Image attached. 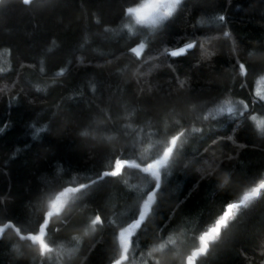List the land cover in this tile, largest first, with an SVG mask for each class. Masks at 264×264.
Here are the masks:
<instances>
[{
  "label": "trees",
  "instance_id": "16d2710c",
  "mask_svg": "<svg viewBox=\"0 0 264 264\" xmlns=\"http://www.w3.org/2000/svg\"><path fill=\"white\" fill-rule=\"evenodd\" d=\"M141 1L0 0V228L14 225L0 233V264H113L120 249L107 221L126 219L149 188L156 196L130 259L188 264L226 203L264 180V102L254 95L264 0H182L154 29L126 13ZM189 42L185 54H167ZM226 105L244 116L216 111ZM180 131L157 189L133 165L146 167ZM113 157L125 160L118 176L50 208L64 187L114 170ZM49 211L52 251L41 255L27 237ZM97 214L103 227L91 224ZM192 264H264V189Z\"/></svg>",
  "mask_w": 264,
  "mask_h": 264
},
{
  "label": "snow or ice",
  "instance_id": "6c2138e0",
  "mask_svg": "<svg viewBox=\"0 0 264 264\" xmlns=\"http://www.w3.org/2000/svg\"><path fill=\"white\" fill-rule=\"evenodd\" d=\"M138 0H131L132 4L137 3ZM32 3V0H23V4L29 5ZM182 0H146L145 3L140 4L138 7L136 6H128L126 8V13L129 17H134L135 22L138 25H146L150 28H156L161 24L166 18L172 16L173 12L177 9L179 5H181ZM224 15H219L218 19L223 21ZM224 37H228L229 33L224 32ZM195 45L192 42L186 44V47H179L178 51H171L167 54L172 57H179L186 53L187 50H190ZM144 45L141 44L140 48H143ZM140 48H133L132 51L136 53L137 56L140 55ZM167 52V49H165ZM239 68L238 71L241 75H246L248 69L245 67L244 63H240L237 61ZM181 86H183L181 84ZM243 86V85H242ZM264 99V96L260 97ZM243 103V101H240ZM248 105H244V109H248ZM219 114L224 112L228 113H237L240 116H244V111L238 110L233 106H223L216 110ZM212 114V113H209ZM207 119V117H204ZM253 121H257V116L252 115L251 112L248 113V117ZM262 131H264V120H260L257 124ZM45 131L43 128H37L36 133L33 134V139H37V134ZM193 131H200V129L195 128ZM184 135L183 131H180L176 135H172L171 139L168 141V146L163 149L162 155H158L151 163H148L146 167H142L139 164H134L133 167L139 169L143 173H150L152 176L156 178L157 183L153 186L155 188H159V178L160 167L167 166L169 164L170 158L173 154L174 149L177 146V141L180 140V137ZM115 160L114 170L112 171H103L98 173L95 177H89L87 183H81L78 187H64L62 191L59 192L58 195L51 201L50 208L54 210H58V205L62 206L63 198L66 197L69 193H80L81 196L77 197L78 199L89 196L92 185L101 186L100 182L104 181L105 177H115L118 176L121 172V169L124 167L125 160L119 157H113ZM228 177L225 178V183H227ZM264 189V180L255 186L252 187L249 191L245 192L237 202H227L226 205L222 208L221 213L214 219V221L210 224V226L206 227L202 233L198 236L199 248L196 252L193 253V257L197 254H206L209 251L210 244L215 243L220 237L222 230L228 229L231 221L236 218V213L242 208L246 207L248 202L253 198L260 195L261 190ZM156 193L149 188L148 191L144 192L141 199L142 204L138 206L134 211L127 210L125 212L126 219H122L121 221H107L109 226L114 225V238L118 243L119 258L113 261V264H124L125 261H128L129 264H133V261L130 259L129 250L132 248L133 241L132 237L137 234L138 229H142V225H145L146 217L151 209L152 203ZM146 197V199H144ZM130 213V214H129ZM53 212L49 211L45 218H42V222L38 224V235H30L27 237L28 240L33 243H39L41 255L45 253L51 252L52 248L48 243H45L43 237L45 236V230L48 227L49 220L48 218L52 217ZM92 225H101L102 227L105 225V220L101 219V216L97 214L95 218L91 221ZM14 225L11 223L5 224L3 228H0V233L4 232V228H13ZM58 230V229H57ZM16 234L20 236L21 239H25L23 235H21L20 227H15ZM144 231H146V225L144 227ZM140 235H143V231ZM140 235L137 236L136 244L138 246ZM160 248H163V244L160 245ZM154 251L157 249L154 248ZM135 255V250L133 249V256ZM193 257L188 258V264H192Z\"/></svg>",
  "mask_w": 264,
  "mask_h": 264
},
{
  "label": "rangeland",
  "instance_id": "374dc122",
  "mask_svg": "<svg viewBox=\"0 0 264 264\" xmlns=\"http://www.w3.org/2000/svg\"><path fill=\"white\" fill-rule=\"evenodd\" d=\"M145 2H146V0H142L139 4L136 5V7H138L140 4H143V3H145ZM130 19L132 20L133 23L136 24V22H135V18H134V17H130ZM137 25H138V24H137ZM141 26L148 27V26H146V25H141ZM254 95H255V97H256L258 100L264 102V99H261V98H260L261 96H264V76L258 78V79L255 81V83H254ZM239 107H240L241 109L244 108L243 105H240Z\"/></svg>",
  "mask_w": 264,
  "mask_h": 264
},
{
  "label": "water",
  "instance_id": "95a60500",
  "mask_svg": "<svg viewBox=\"0 0 264 264\" xmlns=\"http://www.w3.org/2000/svg\"><path fill=\"white\" fill-rule=\"evenodd\" d=\"M22 1V3H23V0H21ZM53 212V211H52ZM31 243H33L32 241H30Z\"/></svg>",
  "mask_w": 264,
  "mask_h": 264
}]
</instances>
